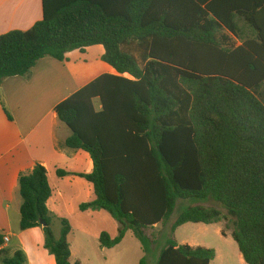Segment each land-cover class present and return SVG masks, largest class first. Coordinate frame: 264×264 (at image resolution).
I'll use <instances>...</instances> for the list:
<instances>
[{"label":"trees","instance_id":"trees-1","mask_svg":"<svg viewBox=\"0 0 264 264\" xmlns=\"http://www.w3.org/2000/svg\"><path fill=\"white\" fill-rule=\"evenodd\" d=\"M93 46L104 48L102 61L117 75L98 77L55 111L71 132L65 147L89 153L94 170L57 173L93 184L95 200L80 210H105L118 223V237L104 232L101 247L113 249L132 232L140 264L155 251V264H211L214 249L181 245L175 234L189 223L225 222L244 262L264 264V0H125L121 8L43 0L41 21L0 36V91L44 58L63 63ZM19 187V230L42 228L57 264H78L69 221L47 206L46 168L21 174ZM211 200L226 214L202 205ZM180 201L192 205L162 230ZM2 264L28 260L18 250Z\"/></svg>","mask_w":264,"mask_h":264},{"label":"crops","instance_id":"crops-1","mask_svg":"<svg viewBox=\"0 0 264 264\" xmlns=\"http://www.w3.org/2000/svg\"><path fill=\"white\" fill-rule=\"evenodd\" d=\"M103 1L115 8L125 4V0ZM42 19L43 0H0V36L16 30L28 31ZM231 40L237 47L241 45L232 37ZM71 53L66 62L44 58L29 76L12 77L3 82L0 91V235L3 238L0 264L18 250L26 254L28 264H57L45 248L42 228L19 230L23 203L19 177L31 172L36 164L46 168L53 190L47 203L49 210L57 217L67 219L72 227L69 241L73 263L136 264L135 258L139 257L140 264L144 257L141 244L132 232H128L123 242L113 249L101 247L100 238L104 232L112 239L118 237V223L105 210H80L82 204L95 200L93 184L76 175L58 176V170L91 174L94 164L89 153L65 147L71 132L60 122L56 107L98 77L117 75L101 57L102 72L87 80L92 73L88 61L78 57L72 60ZM195 225H203L206 228L200 232L207 233L209 227L221 224ZM156 229L160 231L161 226L156 225ZM6 237L9 242L5 241ZM179 244L199 246L187 242Z\"/></svg>","mask_w":264,"mask_h":264},{"label":"rangeland","instance_id":"rangeland-1","mask_svg":"<svg viewBox=\"0 0 264 264\" xmlns=\"http://www.w3.org/2000/svg\"><path fill=\"white\" fill-rule=\"evenodd\" d=\"M127 49L135 55L139 60H141L142 50L136 45L132 44ZM104 53V49L102 46H94L90 47L87 50L86 54H80L79 52H72L71 53V59L74 60L75 58H81L82 60H86L89 63V66L91 67V74L87 78V80L91 79L94 75H98L102 72L101 64V57ZM85 80V81H87ZM192 205L190 201H180L178 204L177 209L175 210L173 216L171 217V221L168 224V227L165 230L166 232L170 231L171 226L176 221L178 215L180 212L183 211V207L187 205ZM202 205L208 206V207H214L219 210H221L224 214H226L225 209L216 201H209L206 203H203ZM222 227V230H225L226 237L222 236L219 232V229ZM203 227V225H195V224H187L183 227L179 228L176 233V238L180 243H189L190 245L195 244L199 245L201 247L206 246L208 248L214 249L216 251V258L211 264H246L243 260V257L238 249L237 244L234 242V240L231 237V227H226V223L223 222L221 225H216L209 227L207 233H202L200 230ZM59 227H56L55 230L59 231ZM161 230V229H160ZM150 236L152 234V231L147 232ZM186 241V242H185ZM156 253L150 255L147 261V264H155L156 260ZM136 264L139 263L140 258H135Z\"/></svg>","mask_w":264,"mask_h":264},{"label":"built area","instance_id":"built-area-1","mask_svg":"<svg viewBox=\"0 0 264 264\" xmlns=\"http://www.w3.org/2000/svg\"><path fill=\"white\" fill-rule=\"evenodd\" d=\"M5 241H6V242H9V238L6 237V238H5Z\"/></svg>","mask_w":264,"mask_h":264}]
</instances>
